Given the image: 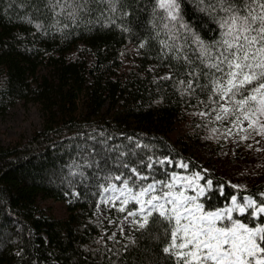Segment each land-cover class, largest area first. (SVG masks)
<instances>
[{"label":"trees","instance_id":"obj_1","mask_svg":"<svg viewBox=\"0 0 264 264\" xmlns=\"http://www.w3.org/2000/svg\"><path fill=\"white\" fill-rule=\"evenodd\" d=\"M177 3L171 21L157 0H0V118L22 100L42 111L31 135L0 142V264H171L155 238L161 225L133 228L132 236L103 230L104 188L126 178L133 187L199 173L205 212L225 211L233 196L264 201V181L233 187L191 152L223 138L228 123L200 115L214 107L203 88L208 80L194 81L195 92L179 83L199 65L192 34L212 45L221 14L209 0ZM181 190L197 196L174 189ZM137 206L112 207L113 226ZM251 211H233V220L251 227Z\"/></svg>","mask_w":264,"mask_h":264},{"label":"snow or ice","instance_id":"obj_2","mask_svg":"<svg viewBox=\"0 0 264 264\" xmlns=\"http://www.w3.org/2000/svg\"><path fill=\"white\" fill-rule=\"evenodd\" d=\"M157 2L168 20L178 19L177 0ZM209 5L212 11L221 14L218 19L220 39L212 45H205L192 34L193 42L198 46L196 59L199 65L187 73L192 79L179 83L186 84L185 91L195 92L194 81L199 87V77L203 76L209 81L203 86L208 91L207 102L214 107L209 112H201V116L215 113V120L232 125L229 132L233 128L238 132L251 129L258 135H264V0H209ZM164 27L168 28V25ZM181 27L187 26L181 24ZM182 47L179 46L178 50ZM183 59L186 65L194 63L188 56ZM178 166L188 167L184 162ZM131 172L137 174L135 168ZM194 178L202 179L199 173ZM115 179L121 180V176ZM122 183L121 188L114 185L104 188V192L114 194L104 203L111 201L115 206L119 201L120 212H125L129 203L138 205L135 210L127 211L124 218L129 220L131 217L129 224L137 231L161 225L163 233L155 238L164 243L162 251L170 257L171 264H264V201L257 202L248 197L239 203L233 196L232 207L225 211L205 212L203 205L197 202L204 188L199 185L193 187L194 179L173 175L171 182L157 181L147 186H137L133 182V187H129L127 178ZM181 183L193 188L197 196L186 195L185 190L174 191ZM207 183L210 187L211 181ZM164 188L168 191H163ZM249 209L252 210L249 216L253 226L233 220V211L244 214ZM224 218L230 224L218 226L217 222ZM255 221H260V226Z\"/></svg>","mask_w":264,"mask_h":264},{"label":"rangeland","instance_id":"obj_3","mask_svg":"<svg viewBox=\"0 0 264 264\" xmlns=\"http://www.w3.org/2000/svg\"><path fill=\"white\" fill-rule=\"evenodd\" d=\"M138 53L139 51H136L134 54V60ZM41 122L42 111L36 102L32 100L18 101L10 105L0 118V142L7 144L12 137L20 134L29 136L35 129L41 127ZM246 124L247 122H245V127ZM223 126H225L223 138L216 141H200L191 149L193 155L202 161L205 168L219 173L238 187L245 188L254 182L264 181V135H258L251 129L247 132H238L233 128L229 132L228 129L232 128V125L224 123ZM245 136L248 138L244 139ZM175 175L194 179L193 187L197 184L195 176L184 172ZM113 185L117 188L123 187V185ZM179 185L188 187L183 183ZM113 195L111 192H104L98 204L97 215L102 219L103 230L109 232L110 236H114L118 230L126 236H132L134 229L129 224L132 218L124 219L127 213L119 219L117 227L112 224L110 209L118 206L120 202L116 201L113 206L111 201L104 203V200Z\"/></svg>","mask_w":264,"mask_h":264}]
</instances>
